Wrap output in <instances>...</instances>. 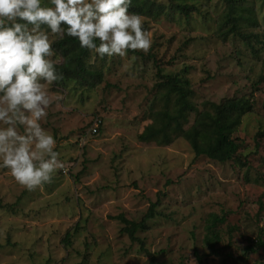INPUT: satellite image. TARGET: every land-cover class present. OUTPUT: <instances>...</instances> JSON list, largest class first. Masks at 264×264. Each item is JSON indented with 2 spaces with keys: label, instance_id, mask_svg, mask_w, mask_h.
Listing matches in <instances>:
<instances>
[{
  "label": "rangeland",
  "instance_id": "rangeland-1",
  "mask_svg": "<svg viewBox=\"0 0 264 264\" xmlns=\"http://www.w3.org/2000/svg\"><path fill=\"white\" fill-rule=\"evenodd\" d=\"M196 1L202 8L188 21L180 11L171 18L141 16L151 47L144 57L115 55L89 63L101 74L98 88L50 86L51 94L64 99L49 106L41 124L53 134L64 168L32 190L0 168V264H148L150 255L157 264H198L194 253L205 252L208 214L225 215V233L219 257L202 264H222L227 254L237 258L227 264H264V248L242 258L247 238L264 240V80L253 85L264 74L239 40L220 41L223 1ZM244 3L259 25L245 31L264 33V0ZM253 44L262 62L264 49ZM158 69L183 74L198 107L203 100L253 92V112L232 136L239 145L233 161L195 158L182 138L169 146L138 141L151 112L163 107L155 90ZM95 120L98 132L88 134ZM155 203L154 218L131 242L117 216L139 222ZM228 225L236 227L230 238Z\"/></svg>",
  "mask_w": 264,
  "mask_h": 264
},
{
  "label": "clouds",
  "instance_id": "clouds-1",
  "mask_svg": "<svg viewBox=\"0 0 264 264\" xmlns=\"http://www.w3.org/2000/svg\"><path fill=\"white\" fill-rule=\"evenodd\" d=\"M131 0H0V168L28 190L64 168L53 134L42 127L59 57L55 38L73 37L88 63L129 50L147 52L152 40Z\"/></svg>",
  "mask_w": 264,
  "mask_h": 264
},
{
  "label": "trees",
  "instance_id": "trees-1",
  "mask_svg": "<svg viewBox=\"0 0 264 264\" xmlns=\"http://www.w3.org/2000/svg\"><path fill=\"white\" fill-rule=\"evenodd\" d=\"M222 1L225 4V11L216 27L220 41L225 43L229 40H239L261 63L264 74V60L261 62L258 48H255L253 44L264 49V33L245 31V27L252 29L259 27L254 11L244 3L245 0ZM201 8V2L196 0H190L189 3L185 0H168L166 4L151 0H131L128 11L153 19L160 15L171 18L173 13L180 11L188 21L193 13H200ZM51 47L62 59L56 68L57 71L63 73V79L53 82L54 86L64 89L68 82L86 90L96 89L100 86V72L93 69L87 62L90 55L89 50L81 48L75 38L69 36L56 38ZM128 54L144 57L141 50H129ZM157 75L159 81L156 83L155 90L161 93L163 107L151 112V122L138 134V141L153 142L158 146H169L176 138H182L188 143L195 158L205 157L222 164L233 161L237 156L239 145L232 136L240 125L242 117L253 112V92L247 96L225 98L220 102L203 100L198 107L197 102L194 101L195 93L189 80L183 74L165 75L158 69ZM263 80L264 75L253 85L256 86ZM190 115L193 118L188 125ZM156 206L157 203L152 204L139 222L129 221L122 215L117 216L116 219L124 224L120 231L127 234L131 242H136L138 240L136 233L147 229L146 223L154 218ZM225 221V215L208 214L206 217L204 235L201 239L205 252L199 254L195 251L194 253L198 264H202L206 258L219 257L222 250V246L219 245L223 243L222 237L225 233L222 226ZM235 230L234 225H228V238ZM70 236L69 233L65 234L63 239L66 244L69 243ZM223 248H229V245L226 244ZM262 248H264V240L261 236L254 239L247 238L242 258L249 254H255ZM145 252L149 254L148 251ZM228 259L235 261L237 258L227 254ZM227 260L224 259L222 264H227ZM148 264H157L154 256L150 255Z\"/></svg>",
  "mask_w": 264,
  "mask_h": 264
},
{
  "label": "built area",
  "instance_id": "built-area-1",
  "mask_svg": "<svg viewBox=\"0 0 264 264\" xmlns=\"http://www.w3.org/2000/svg\"><path fill=\"white\" fill-rule=\"evenodd\" d=\"M99 124H100V121L95 120V122L93 123V126L88 130V134H91V135L97 134V128Z\"/></svg>",
  "mask_w": 264,
  "mask_h": 264
}]
</instances>
